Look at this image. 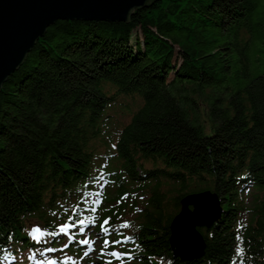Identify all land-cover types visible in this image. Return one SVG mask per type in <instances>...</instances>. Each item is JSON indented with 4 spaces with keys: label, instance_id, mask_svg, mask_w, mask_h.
<instances>
[{
    "label": "trees",
    "instance_id": "16d2710c",
    "mask_svg": "<svg viewBox=\"0 0 264 264\" xmlns=\"http://www.w3.org/2000/svg\"><path fill=\"white\" fill-rule=\"evenodd\" d=\"M108 171L104 214L132 213L141 264H264V0H154L125 22L47 28L0 90V254L35 247L31 220L45 242L84 213ZM204 189L222 212L198 229L203 256L182 261L169 223Z\"/></svg>",
    "mask_w": 264,
    "mask_h": 264
},
{
    "label": "water",
    "instance_id": "95a60500",
    "mask_svg": "<svg viewBox=\"0 0 264 264\" xmlns=\"http://www.w3.org/2000/svg\"><path fill=\"white\" fill-rule=\"evenodd\" d=\"M154 0H0V90L36 41L58 20L125 22ZM181 210L169 225V249L183 260L200 257L205 244L197 227L220 217L217 195L210 191L181 198ZM189 205L193 209H189Z\"/></svg>",
    "mask_w": 264,
    "mask_h": 264
},
{
    "label": "rangeland",
    "instance_id": "374dc122",
    "mask_svg": "<svg viewBox=\"0 0 264 264\" xmlns=\"http://www.w3.org/2000/svg\"><path fill=\"white\" fill-rule=\"evenodd\" d=\"M118 106L119 105H114V107H112L109 114L114 115L115 121H125L126 122L127 121L126 117L128 114H130V112H128L127 110H121ZM109 125L113 127L114 124L109 123Z\"/></svg>",
    "mask_w": 264,
    "mask_h": 264
},
{
    "label": "snow or ice",
    "instance_id": "6c2138e0",
    "mask_svg": "<svg viewBox=\"0 0 264 264\" xmlns=\"http://www.w3.org/2000/svg\"><path fill=\"white\" fill-rule=\"evenodd\" d=\"M103 223H107V220H105ZM125 223H127L126 221H125ZM61 228H63L64 227V225H61L60 226ZM106 230V229H105ZM32 233H33V235L34 236H36V234L37 233H39L40 235H42L43 233L41 232V230L38 228V227H34L33 229H32ZM36 238H39V236H36ZM125 238H127V237H125ZM115 242V241H114ZM105 243H107V241H105ZM102 251H103V249H101ZM115 255H119V253H114Z\"/></svg>",
    "mask_w": 264,
    "mask_h": 264
}]
</instances>
